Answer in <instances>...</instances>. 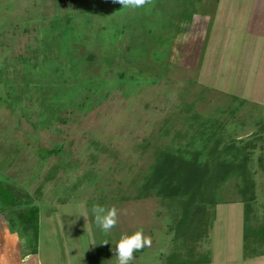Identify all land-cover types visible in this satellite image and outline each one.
Segmentation results:
<instances>
[{"label": "rangeland", "instance_id": "374dc122", "mask_svg": "<svg viewBox=\"0 0 264 264\" xmlns=\"http://www.w3.org/2000/svg\"><path fill=\"white\" fill-rule=\"evenodd\" d=\"M166 147L192 153L197 189L143 188ZM213 167L227 175L215 192ZM0 184L39 208L25 261L28 236L0 206V264H116L111 249L139 229L151 244L130 264H263L247 259L264 242L244 238L243 201L263 236L264 0H0ZM198 193L212 220L195 240L197 219L176 231ZM95 204L118 210L110 232Z\"/></svg>", "mask_w": 264, "mask_h": 264}, {"label": "trees", "instance_id": "16d2710c", "mask_svg": "<svg viewBox=\"0 0 264 264\" xmlns=\"http://www.w3.org/2000/svg\"><path fill=\"white\" fill-rule=\"evenodd\" d=\"M199 125L200 127L197 132L198 134L200 133L203 134L202 139H204L205 142H209L211 140H214V138H216L215 135L218 134L217 130L214 129L213 131L211 130L209 131V133L205 134L208 126L206 125V123H202ZM211 129H213L212 126H211ZM218 144L219 142H216L215 140L214 146H213L214 151L212 150V153H210V156H209V159L212 160L213 162H217L220 160L217 157L219 154L217 150ZM193 145H194L193 143L189 144V146H193ZM206 145L207 143L205 144V147ZM191 156H192V153L188 152L187 150L182 149L181 147H178L175 149H171L170 147H166L165 149L156 148L155 153H154V161L149 168V174L147 175V178L145 180L146 185L143 188L146 189L147 191L148 190H155V191L160 190V192L163 191L165 194L169 195L170 194L169 192L172 191L171 189H169V187L177 191V189L181 187L180 185L182 181H186L185 184L187 188H189L190 190L197 189L199 183L202 182L201 178H203L206 173L203 172L202 177L199 178V176H197L195 172V169H196L195 167H197V165H193L195 169L189 170V173H188L189 175L185 173L187 172V164L190 162L189 160L193 161ZM232 156H233V159L229 161L231 165L236 164V161H234L236 157L234 155ZM226 162L227 161L225 159L221 161L222 168L220 169V171L224 167H227ZM212 169H214L215 171L211 170V173L210 174L207 173V174H208L209 185L216 182V184L213 185L215 189L213 188L214 191H212V192H215L220 186L217 181L218 177L222 178L223 179L222 182H224L227 179V175L223 173H219L218 167H216V169L213 167ZM191 201L192 199L183 203L184 212L188 211V213H186L187 215L183 212L181 213L180 221L177 224V227L179 226V228L176 227L177 228L176 234L180 232L181 226H184V227L193 226L192 223L190 222H194L197 219L199 222L198 226H196V228L189 227V229H191V232H192L190 233L191 234L190 236L192 238H196L195 240H199L202 238L203 233H205L206 229L208 228L209 226L208 224H210V220H212V218H210V214L207 211V206L205 204L204 198H202L199 193H198V197L196 196L194 200L192 202ZM249 201L250 199H246L243 201L245 202V205H246L245 220H244V225H245L244 228L246 232L244 231V238L246 240L247 239L255 240V243L250 242L253 245L257 243L259 245H263L261 243L264 242V239H262V237L264 238V235L261 236L260 232H258L254 228L249 227L248 225L249 223L248 208L249 207L247 203H249ZM217 203L218 201L216 200L215 194L212 193L209 204L214 206ZM0 206L2 207L3 210H5V208H8V209L11 208V209L16 210L15 211V218L17 221L16 225L19 227V230L21 231L22 235L28 236L27 245L30 248L28 254H31V255L37 254L38 239H39V208L36 205L24 207L23 202L18 196H16L13 189L6 187L5 185H2V184H0ZM191 208L193 209L192 211H190ZM190 214H193L194 216H190ZM191 217H193V219ZM186 222H188L187 225H186ZM11 224L12 223H10V225ZM13 228L16 229L15 226ZM14 229L12 231H14ZM248 229H250L251 232L252 230H256L257 232L254 231L252 233L254 235H259V236L257 237H255L254 235L250 236V234L248 233ZM174 258L176 259V263H177L178 262L177 254H175ZM208 262H209L208 260L201 259L198 262H194V263L191 262L190 264H205ZM184 263L186 264V262Z\"/></svg>", "mask_w": 264, "mask_h": 264}, {"label": "clouds", "instance_id": "9594fccd", "mask_svg": "<svg viewBox=\"0 0 264 264\" xmlns=\"http://www.w3.org/2000/svg\"><path fill=\"white\" fill-rule=\"evenodd\" d=\"M124 8L136 9L142 7L146 0H118ZM92 223L105 233L115 227L118 222V210L115 207L106 208L103 205L95 204L89 209ZM108 241H105L107 243ZM151 244V238L146 236L142 229L136 230L131 234H123L111 249L115 253L116 264H130L133 259V254L142 248ZM30 258L24 256L26 261Z\"/></svg>", "mask_w": 264, "mask_h": 264}, {"label": "crops", "instance_id": "0c3cea01", "mask_svg": "<svg viewBox=\"0 0 264 264\" xmlns=\"http://www.w3.org/2000/svg\"><path fill=\"white\" fill-rule=\"evenodd\" d=\"M247 259L249 260H264V253H260V254H252V256H248ZM264 262V261H263ZM258 264V261H257ZM264 264V263H263Z\"/></svg>", "mask_w": 264, "mask_h": 264}]
</instances>
